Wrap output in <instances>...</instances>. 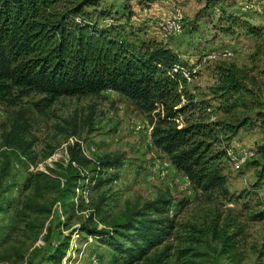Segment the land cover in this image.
I'll return each mask as SVG.
<instances>
[{"label": "rangeland", "instance_id": "rangeland-1", "mask_svg": "<svg viewBox=\"0 0 264 264\" xmlns=\"http://www.w3.org/2000/svg\"><path fill=\"white\" fill-rule=\"evenodd\" d=\"M251 3L262 13L246 10ZM178 8L185 31L167 38L158 20ZM100 11L109 16L95 20L125 27L130 42L155 41L178 54L193 76L190 93L215 120L248 119L227 149L254 157L241 167L227 157L226 193L202 194L153 147L150 120L120 94L61 98L43 111L35 106L42 99L36 95L15 107L0 103V204L11 201L0 211V264H59L53 259L67 242L60 264H264V181L258 182L253 166L264 145L257 119L264 115V37L257 40L241 25L234 34L221 29L228 13L264 33V0H104ZM232 68L248 81L238 92L224 93L221 77ZM21 118L27 123L20 136L29 144L25 149L9 138ZM72 151L92 162L81 171L74 197L63 192ZM108 160L120 164L102 168ZM160 199L169 202L165 216L175 231L142 261L115 262V252L92 232L123 234L120 226ZM235 233L225 254L220 239ZM187 248L196 257L179 260Z\"/></svg>", "mask_w": 264, "mask_h": 264}, {"label": "trees", "instance_id": "trees-1", "mask_svg": "<svg viewBox=\"0 0 264 264\" xmlns=\"http://www.w3.org/2000/svg\"><path fill=\"white\" fill-rule=\"evenodd\" d=\"M103 1L0 0V103L15 107L22 99L36 95L42 99L35 106L43 111L61 98L96 97L104 92L120 94L150 120L153 147L168 157L174 169L197 192L226 193L223 174L226 149L251 122L215 120L205 103L198 102L190 93L191 82L181 71H174L177 66L183 68L178 54L155 41L134 44L129 41L125 27L107 28L95 20V16L99 19L109 16L107 12H98ZM206 1L215 3V0ZM236 17L224 14L223 32L234 34L241 25L248 35L262 41V29ZM247 81L245 72L232 68L222 74L219 89L224 93L238 92ZM257 119L264 127V115L260 114ZM20 121L21 124L12 128L10 144L25 149L29 144L20 136L27 132V123L24 118ZM257 152L261 160L253 166L261 183L264 145ZM70 163L71 173L63 192L74 197L81 171L92 162L80 152L72 151ZM118 164L119 160H108L101 166ZM99 181L98 186L103 183ZM0 193H4L2 188ZM10 204L5 199L0 211ZM168 206L169 202L163 199L146 204L142 212L119 227L125 231L123 234L117 230L110 233L95 230L92 234L96 239H104L102 243L115 252V262L142 261L177 228L165 216ZM237 235L220 239L225 254L229 253L231 240ZM68 248V242L58 248L59 256L54 262L60 264ZM191 254L192 250L187 248L178 253V259L196 257Z\"/></svg>", "mask_w": 264, "mask_h": 264}, {"label": "built area", "instance_id": "built-area-1", "mask_svg": "<svg viewBox=\"0 0 264 264\" xmlns=\"http://www.w3.org/2000/svg\"><path fill=\"white\" fill-rule=\"evenodd\" d=\"M259 5L251 3L245 9L252 10L253 12H261ZM184 24H185V15L181 9H174L172 13L167 14L163 19L158 20V27L162 34L167 38H179L184 33ZM175 72L181 71L182 74L191 82V73L187 72L184 68L177 66L174 70ZM226 154L231 161L235 162L239 167L244 166L249 159L254 157L253 154L248 155L249 153H237L232 152L229 149H226Z\"/></svg>", "mask_w": 264, "mask_h": 264}]
</instances>
